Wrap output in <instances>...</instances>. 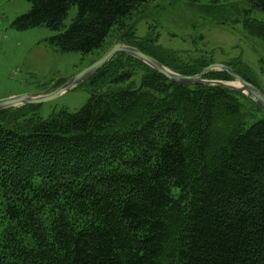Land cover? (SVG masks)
<instances>
[{
    "label": "trees",
    "instance_id": "1",
    "mask_svg": "<svg viewBox=\"0 0 264 264\" xmlns=\"http://www.w3.org/2000/svg\"><path fill=\"white\" fill-rule=\"evenodd\" d=\"M27 1L15 28L59 29L75 6L51 40L88 53L148 0ZM247 22L264 47V20ZM125 43L178 73L208 65L170 66ZM146 67L139 87L91 93L74 112L0 111V264H264L263 112ZM241 98L262 117L247 125Z\"/></svg>",
    "mask_w": 264,
    "mask_h": 264
},
{
    "label": "rangeland",
    "instance_id": "2",
    "mask_svg": "<svg viewBox=\"0 0 264 264\" xmlns=\"http://www.w3.org/2000/svg\"><path fill=\"white\" fill-rule=\"evenodd\" d=\"M29 8L27 0H0V99L53 91L122 39L137 43L170 66L203 61L228 66L264 91V47L249 32L247 22L264 20V12L252 8L247 0H148L125 20V30L114 26L101 47L88 53L60 51L51 40L72 21L75 6L68 9L59 29L44 25L15 28L12 21ZM146 66L117 53L78 86L48 101L11 106L8 112L13 117L21 114L18 119L32 112L47 118L63 108L74 112L91 93L139 87ZM241 102L247 125L262 117L247 99Z\"/></svg>",
    "mask_w": 264,
    "mask_h": 264
},
{
    "label": "water",
    "instance_id": "3",
    "mask_svg": "<svg viewBox=\"0 0 264 264\" xmlns=\"http://www.w3.org/2000/svg\"><path fill=\"white\" fill-rule=\"evenodd\" d=\"M116 53H125L127 55H130L172 81L187 85L201 84L221 86L233 90L235 92L242 93L256 106H258V108H260V110L264 114V92H262L252 82L246 80L245 78L237 74V72H235V70L231 69L230 67L221 64L210 63L203 67L202 70L196 74L189 75L178 73L165 66L152 56L144 53L139 48L133 45L126 44L123 40H119L114 43L99 58L84 67L73 77L63 82V84H61L53 91L26 93L0 99V111L5 110L11 106L25 105L29 103H40L53 99L60 95L62 92L78 86L88 76H90L92 73L104 66ZM210 70H222L226 72L231 77V79L221 80L205 78L204 76Z\"/></svg>",
    "mask_w": 264,
    "mask_h": 264
},
{
    "label": "bare ground",
    "instance_id": "4",
    "mask_svg": "<svg viewBox=\"0 0 264 264\" xmlns=\"http://www.w3.org/2000/svg\"><path fill=\"white\" fill-rule=\"evenodd\" d=\"M235 84H237V83H235Z\"/></svg>",
    "mask_w": 264,
    "mask_h": 264
}]
</instances>
